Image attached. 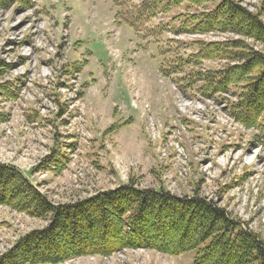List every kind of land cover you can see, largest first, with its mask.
I'll use <instances>...</instances> for the list:
<instances>
[{
    "label": "rangeland",
    "instance_id": "1",
    "mask_svg": "<svg viewBox=\"0 0 264 264\" xmlns=\"http://www.w3.org/2000/svg\"><path fill=\"white\" fill-rule=\"evenodd\" d=\"M234 1L264 21V0ZM204 7L159 14L146 28L164 34L153 37L121 20L113 0L0 6V163L21 170L54 204L132 182L214 201L264 240V133L234 121L225 101L201 96L200 84L184 89L180 81L225 62L167 72L181 70L197 42L240 39L177 32L181 16ZM47 225L0 206V255ZM193 257L137 248L62 264H191Z\"/></svg>",
    "mask_w": 264,
    "mask_h": 264
},
{
    "label": "trees",
    "instance_id": "2",
    "mask_svg": "<svg viewBox=\"0 0 264 264\" xmlns=\"http://www.w3.org/2000/svg\"><path fill=\"white\" fill-rule=\"evenodd\" d=\"M35 0H0V6ZM118 17L136 33L159 14L187 4L207 5L181 16L179 33L233 34L240 39L197 42V52L186 65L225 62L216 71L188 73L180 79L184 89L200 84L201 96L225 101L229 115L246 128L264 133V21L234 0H113ZM7 2V4H6ZM209 5V6H208ZM192 6V7H191ZM252 41L253 43H250ZM168 74V73H167ZM0 206L48 225L20 237L0 264H62L83 256H109L123 249L143 248L179 257L193 252L191 264H264V240L246 222L234 218L214 201L180 198L164 189H144L128 183L82 201L54 204L18 168L0 163Z\"/></svg>",
    "mask_w": 264,
    "mask_h": 264
}]
</instances>
